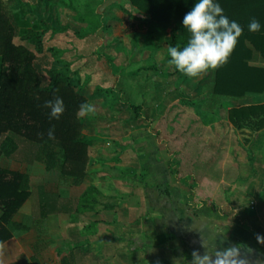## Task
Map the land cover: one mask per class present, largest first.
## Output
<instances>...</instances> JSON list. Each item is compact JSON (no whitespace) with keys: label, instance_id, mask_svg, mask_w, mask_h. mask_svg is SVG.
<instances>
[{"label":"crops","instance_id":"1","mask_svg":"<svg viewBox=\"0 0 264 264\" xmlns=\"http://www.w3.org/2000/svg\"><path fill=\"white\" fill-rule=\"evenodd\" d=\"M246 45L252 51L247 65L264 71L262 55L249 42ZM174 77L161 81L159 91L151 84L156 100ZM184 78L196 87L204 83L209 94L206 74ZM136 86L140 93L141 86ZM218 99L220 150L225 153L230 145H247L251 156L250 165L238 149L240 167L220 165V176L226 177L230 167L234 175L232 184L220 181L229 195L220 204L199 199L201 182L193 186L187 182V178L196 182L197 173L183 172L179 165L171 168L173 160L186 161L187 157L171 149L174 137L158 140L159 131L150 136V123L148 132L134 136V142H121L124 137L98 138L96 126L83 123L82 135L92 143L79 184L58 170H47L35 159L33 146L14 139L17 149L0 158V167L28 176L29 198L12 219L23 230L14 231L0 246V264H191L193 252L214 260L216 253L228 248L237 250L238 264H264V124L257 127V117L236 123L229 120L232 108L264 106V93ZM151 108L144 120L147 115L166 117V111L157 116L156 109L163 112L158 102ZM144 120L131 124L145 125ZM168 125L170 135L176 127ZM128 127L124 122L115 128L126 131ZM199 153L187 161L201 162ZM206 172L199 175L204 177ZM202 202L207 206L199 207ZM211 204L216 208H208Z\"/></svg>","mask_w":264,"mask_h":264},{"label":"rangeland","instance_id":"2","mask_svg":"<svg viewBox=\"0 0 264 264\" xmlns=\"http://www.w3.org/2000/svg\"><path fill=\"white\" fill-rule=\"evenodd\" d=\"M0 6L8 14L17 15L19 20L27 23V28H31L39 19L45 20L49 27L43 30V51L36 53L38 62L45 72L60 70L72 80L79 81L78 90L89 99L80 112V119L86 126H96L98 138L121 140L124 137L125 140L121 142H134L133 137L147 131L146 125L150 123L149 135L154 137L159 131L158 140L161 137L166 140L174 137L176 142H172L171 149L181 152L187 160L188 156L195 159L196 152H201V162L178 159L171 162L173 170L179 165L183 172L191 170L197 173L193 176L196 182L191 178H187V182H192L190 186L201 182L199 199L220 204V200L229 198L220 181L232 184L233 169L230 167L226 177H222L220 165L225 163L240 167L242 161L237 160L235 153L238 149L242 151L239 152L243 157L241 159L246 156L251 165L248 146L230 145L229 152L225 153L220 150V99L212 98L204 83L196 87V83L184 80L185 75L167 63V46L152 43L145 33L132 27V19L123 14L125 0H56L49 3L0 0ZM14 43L35 52L34 46L19 36L14 38ZM169 75H175L173 82L167 83L166 87L162 85L165 90L159 93L161 96L158 94L159 100H156L152 85L159 91L161 81ZM136 85L141 86L140 93ZM146 92L148 94L143 95ZM156 101L163 110L156 109L157 116L164 115L166 111L165 118L151 119L147 115L148 120L143 121L145 125L131 124L135 121V114L129 105L141 106L140 117L145 118L151 112V107L157 104ZM124 122L129 125L126 131L115 128ZM172 123L176 129L169 135L167 126ZM204 171H207L204 177L199 175Z\"/></svg>","mask_w":264,"mask_h":264},{"label":"trees","instance_id":"3","mask_svg":"<svg viewBox=\"0 0 264 264\" xmlns=\"http://www.w3.org/2000/svg\"><path fill=\"white\" fill-rule=\"evenodd\" d=\"M14 1L21 3L23 0ZM125 1L123 14L132 19V27L145 32L147 40L165 44L167 48L186 44L189 34L181 22L194 0ZM218 2L225 15L236 20L244 32L228 63L206 73L205 79L210 80L209 94L212 98H241L246 93H264V71L247 65L252 51L246 45L249 42L264 58V0ZM252 18L260 21V32L248 31L247 25ZM26 25L17 15L8 14L0 6V158L12 154L17 149L15 140H22L33 146L35 159L47 170H58L62 177L79 184L85 177L88 149L92 143L82 135L83 123L79 117L88 100L77 88L79 81L60 70L45 72L38 62L36 53L43 51V30L49 27L45 20H37L31 28ZM17 36L33 45L35 52L15 44ZM56 97L63 99L65 108L58 120L49 119V109L44 107L46 101ZM129 107L135 114V121L144 120L140 117L141 107ZM254 117L260 118L257 127L264 124V106L229 111V120L235 123ZM50 129L53 130L51 136ZM28 198V176L0 167V246L12 238L14 231L23 230L21 225L12 223V219ZM202 205L207 206L202 202L199 207H204ZM208 208L216 206L211 204Z\"/></svg>","mask_w":264,"mask_h":264},{"label":"clouds","instance_id":"4","mask_svg":"<svg viewBox=\"0 0 264 264\" xmlns=\"http://www.w3.org/2000/svg\"><path fill=\"white\" fill-rule=\"evenodd\" d=\"M181 24L189 38L182 47H168L167 63L189 78H200L228 63L244 32L236 20H230L225 15L218 0H194ZM247 28L249 32H260L262 25L258 19L252 18ZM44 107L49 109V119L55 120L65 110L60 97L46 101ZM52 134L53 130L50 129L49 136ZM237 254L236 249L228 248L216 253V258L212 260L208 255L200 256L193 252L191 264H238L235 259Z\"/></svg>","mask_w":264,"mask_h":264}]
</instances>
